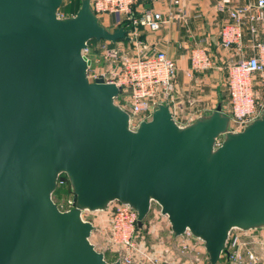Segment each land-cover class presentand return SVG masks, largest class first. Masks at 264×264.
<instances>
[{
  "label": "water",
  "instance_id": "1",
  "mask_svg": "<svg viewBox=\"0 0 264 264\" xmlns=\"http://www.w3.org/2000/svg\"><path fill=\"white\" fill-rule=\"evenodd\" d=\"M0 0V264H121L92 242L86 213L121 203L139 230L154 204L172 234L202 243L210 264L231 233L264 230V112L241 131L219 104L179 123L170 104L131 128L121 89L82 54L96 40L131 41L100 23L91 0ZM65 175L75 206L54 201Z\"/></svg>",
  "mask_w": 264,
  "mask_h": 264
},
{
  "label": "built area",
  "instance_id": "2",
  "mask_svg": "<svg viewBox=\"0 0 264 264\" xmlns=\"http://www.w3.org/2000/svg\"><path fill=\"white\" fill-rule=\"evenodd\" d=\"M158 1L91 0V8L100 20L110 16L118 17L117 28L123 27L128 32L127 35L131 41H118L115 44L100 41L101 58L96 59V64H98L96 66H93L91 59L93 45L89 43L82 52L91 61L88 79L93 83L97 78L102 77L106 83L115 84L121 89L116 102L130 114L132 129H137L142 122L149 121L160 104L173 102L174 80L177 74L176 62L165 52L129 56L119 47L123 43L139 46L142 29L157 32L168 22L166 16L153 7L139 14L136 12L138 6L145 3L154 4ZM58 17L66 18L60 13ZM262 29H264V0H256L254 4L230 10L229 21L221 27L220 47L223 50L236 49L243 54L245 34L249 33L253 39L254 54L250 57L242 56L227 65L228 109L224 113L230 117L234 131L243 130L246 125L259 118L264 112V103L261 104L257 100L254 86L255 77L264 74ZM189 59L192 73L205 72L214 67L213 56L202 46L193 48ZM262 83L264 85V80ZM69 188L68 178L62 175L58 180L57 189L69 190ZM56 204L62 211L70 210L75 206V197L69 190L67 198ZM105 214L101 236L107 237L108 248L114 256V261L120 260L121 264H164L152 257L138 243L139 230L136 211L127 205L113 203ZM192 245L189 239L182 240L180 244L183 253L190 252ZM240 247V239L236 238L232 241L230 237L229 254L223 256L222 264H244ZM197 249L199 256L206 254L204 248L200 251L197 246ZM249 257L252 261H256L253 253L250 252Z\"/></svg>",
  "mask_w": 264,
  "mask_h": 264
},
{
  "label": "crops",
  "instance_id": "3",
  "mask_svg": "<svg viewBox=\"0 0 264 264\" xmlns=\"http://www.w3.org/2000/svg\"><path fill=\"white\" fill-rule=\"evenodd\" d=\"M255 1L159 0L154 4L145 3L136 8V12L139 14L143 10L153 7L155 10L161 11L168 20L157 32L141 30L144 36L143 46L148 54L160 51L165 52L176 62L177 74L174 80L175 102L172 108L176 113H178L177 108L183 110L185 118L188 120L187 122L182 121L183 123L193 121L200 115L210 114L216 109L210 112L202 111V106L211 99V95L206 94L204 86L207 83L211 84L210 81H214L215 74L219 73V68L217 69L215 66H227L230 62L236 61L242 56L250 57L254 54L252 49L253 39L249 33L245 34L244 53L240 54L236 49L227 51L220 47V31L222 25L229 21L230 10L254 4ZM109 18L111 20H119L118 17L115 18L114 16ZM261 38L264 40V29L261 30ZM197 46L204 47L213 56L214 67L211 70L199 73L191 72L190 52ZM258 77L259 75L255 77V89L260 85ZM178 238L172 235L174 241H181V238ZM198 248L201 251L203 247L200 244ZM206 255L204 254L203 257Z\"/></svg>",
  "mask_w": 264,
  "mask_h": 264
},
{
  "label": "rangeland",
  "instance_id": "4",
  "mask_svg": "<svg viewBox=\"0 0 264 264\" xmlns=\"http://www.w3.org/2000/svg\"><path fill=\"white\" fill-rule=\"evenodd\" d=\"M82 0H64L62 7L58 10V13L66 16L72 17L75 16L81 6ZM117 18V17H115ZM117 19L111 20L109 17L102 18L100 23L106 27H109L111 30L117 28ZM115 22V23H113ZM144 36H140V45L136 46L129 43L120 44L119 47L121 50L129 56H135L137 54L146 55V49L143 46ZM92 46L91 59L93 61V66H96V59L101 58V51L99 49V42L93 40L90 42ZM104 43V42H102ZM218 69V74H215L214 81H210L211 84L207 83L205 87V92L207 95H211V99L202 106V111L210 112L215 109L219 103L222 105L223 110L226 112L228 109V82H227V66L223 67L215 66ZM214 68V69H215ZM208 73V72H207ZM211 73V72H210ZM209 74V73H208ZM260 81L259 87L256 89L257 100L263 104L264 103V85L262 80H264V74L259 75ZM212 80V78H210ZM175 102L174 90H173V102L170 104L172 111L176 115V119L183 123L187 122L183 110L177 108V112L173 110L172 106ZM193 102V100H191ZM190 121V119H189ZM192 122V120L190 121ZM188 122V123H190ZM69 193L66 190H60L59 193L54 195V201L56 203H61L64 199L67 198ZM105 212L101 213H86L84 215L85 219L91 221L95 226L96 230L92 235V242L96 245L98 251L103 252L106 255L108 261H114L113 254L109 251L107 237L101 236V229L104 224ZM172 231L170 225L166 219L160 213V208L158 205L154 204L150 215L147 217V220L144 222V227L138 232V243L147 252L164 264H171L175 262H181L184 264H208V256L205 257L198 255L197 246L202 245L196 239L190 236V234L184 235L181 238L182 240L189 239L192 241L193 248L188 253H183L180 246L181 241H174L172 239ZM178 238V239H179ZM232 241L236 238L240 239L241 242V253L244 258V264H264V230L258 231H249L242 232L235 230L231 233ZM253 253L256 257V261H252L249 257V253ZM223 259V258H222ZM210 264V263H209ZM219 264H222L220 262Z\"/></svg>",
  "mask_w": 264,
  "mask_h": 264
},
{
  "label": "trees",
  "instance_id": "5",
  "mask_svg": "<svg viewBox=\"0 0 264 264\" xmlns=\"http://www.w3.org/2000/svg\"><path fill=\"white\" fill-rule=\"evenodd\" d=\"M79 8H80V7H79ZM76 14H77V13H76ZM69 190H70V192H71V187L69 188ZM69 190H66V191L69 193ZM59 191H60V190L57 189L56 192H55V194L59 193ZM71 193H72V192H71ZM55 194H54V195H55ZM146 220H147V219H146ZM146 220H145V221H146ZM138 230H139V229H138ZM109 262H110V261H109ZM111 262H112V261H111Z\"/></svg>",
  "mask_w": 264,
  "mask_h": 264
}]
</instances>
